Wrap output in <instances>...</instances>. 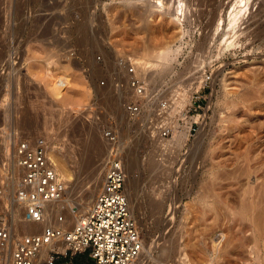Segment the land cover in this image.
Wrapping results in <instances>:
<instances>
[{
	"label": "rangeland",
	"instance_id": "obj_1",
	"mask_svg": "<svg viewBox=\"0 0 264 264\" xmlns=\"http://www.w3.org/2000/svg\"><path fill=\"white\" fill-rule=\"evenodd\" d=\"M141 1L0 0V182L12 173L15 141L42 137L59 175L79 186L70 196L76 210L88 173L102 163V184L116 154L140 230L136 264H264V40L224 45L197 0H185L179 22ZM260 2L250 3L252 14ZM209 31L206 50L197 51ZM165 49L174 53L164 69L135 64L156 62L155 51ZM124 65L134 66L145 91L121 86ZM194 94L201 96L196 110ZM131 101L141 106L133 119L125 112ZM165 102L173 129L163 140L157 128ZM91 135L100 146L88 144ZM91 157L99 159L94 166L86 163ZM17 180L8 179L2 209ZM87 259L78 254L73 264ZM0 264H8L4 250Z\"/></svg>",
	"mask_w": 264,
	"mask_h": 264
},
{
	"label": "built area",
	"instance_id": "obj_2",
	"mask_svg": "<svg viewBox=\"0 0 264 264\" xmlns=\"http://www.w3.org/2000/svg\"><path fill=\"white\" fill-rule=\"evenodd\" d=\"M60 1V0H59ZM97 59H100L98 57ZM125 86L137 93L145 90L144 82L138 79L134 66L124 65ZM104 84V81H101ZM199 95H192L191 107L200 108ZM167 104L162 107L163 119L158 136L166 140L172 133V123L167 120ZM170 105H168V109ZM166 109V111H165ZM141 111L140 103L128 102L125 108L129 119ZM171 113V112H170ZM191 123L189 132L195 130ZM103 136L115 142L110 130H103ZM9 167L19 172L18 186L8 195L2 209L8 178L0 182V250H6L9 264H35V258L45 244L62 242L64 249L54 246L38 264H73L78 254L86 253L88 258L76 264H135L142 249L140 230L130 209L124 192L125 172L122 159L112 155L106 164L101 187L88 210L75 224L65 230L54 224L39 232L22 233L14 229L11 218L18 208L23 209L17 222L40 221L46 207L63 198L66 184L56 172L53 161L47 156L46 143L42 137L18 138L8 155ZM61 213L56 221L64 222Z\"/></svg>",
	"mask_w": 264,
	"mask_h": 264
},
{
	"label": "bare ground",
	"instance_id": "obj_3",
	"mask_svg": "<svg viewBox=\"0 0 264 264\" xmlns=\"http://www.w3.org/2000/svg\"><path fill=\"white\" fill-rule=\"evenodd\" d=\"M165 1L166 0H155V1L152 0V3H148V4H149V7L151 9L152 8L153 9L158 8L159 10L160 9L161 10H165L166 9L167 12H168V10H170L169 12L172 11L170 13V15L172 14L171 15V16H173L172 18L174 20H177L178 22L181 20V17L184 18L186 16L185 14H186V11H187L186 9L188 7L187 6L188 3L186 4L185 3L186 2L185 0H175L174 3H171V5H169L168 7H166L167 6V2H165ZM194 1H196V0H194ZM197 1L199 2V5L201 3L202 5H205L206 6L205 9H207V10H205V12L203 13V15H204L205 18H207V23L206 24H207L208 29H214V31L216 33L217 32H220L223 37L225 36V39H223V41H224L223 44L225 43L224 45H226V46H232L233 45L234 46V44H236V43L237 44H241V43H238V42H236V43L234 42L235 40H240L241 41V39H243V40H245L247 42L248 41H250V42L252 41V44H253V40L254 39H257V41L260 40L259 42H261L262 40H264V0H261L260 4L258 6L259 9L256 12V14L253 13L254 15L251 13L250 7H249L250 3H252L253 0H227V2H225L226 5L224 3V1H226V0H197ZM248 17L249 18H254V20H253L252 24L250 23L251 26L248 29H245V27H241V26H243L242 23H244L246 21V18H248ZM212 32H213V30H212ZM205 33H207V32H205ZM209 33H211V31H209ZM221 34H220V36H221ZM209 35H210V37H209ZM211 35H212V33L211 34H208L207 33L206 35H204V37L202 39V42L199 43V45L197 44V46H198V48H197L198 50L197 51H199V50L200 51H202V50L205 51L206 50L205 48L208 45V41H209V38H211ZM247 44H249V43H247ZM237 46L238 45H236V47ZM226 48H228V47H226ZM256 49H258V48L256 47ZM173 53L174 52H172L170 49L161 50L159 52H156L155 51V58L157 59L156 62H150L148 59L143 60V59H139L138 58V59H136L135 64H137V66H138L139 69L140 68H141V70L144 69V72H145V70L147 72L149 70V68L151 69V68H158V67H160V69L162 70L163 65H164L163 64V61L164 60L168 61V59L171 57V55ZM199 53H201V52H199ZM122 65L123 64H121L120 66L122 67ZM96 70H98V69H96ZM98 71H100V70H98ZM98 71H96V72H98ZM141 75H143V74H141ZM93 135H91V138H90V141L91 142H88V144L89 143L90 144L91 143H94V144H97V147L100 146V142L96 141L95 140L96 137H94L95 135L94 136ZM36 138L37 137H34L33 139H36ZM85 146L87 147V144ZM102 150L99 151V154L101 153L100 155L98 154L99 156H102ZM46 152H47V150H46ZM47 156L49 157L48 152H47ZM105 159H107V157ZM97 160L99 161V159H95V161H94V158L91 157L90 159L87 160L86 163H89L88 165H90V166H94V164L97 162ZM104 161L105 160H103V162ZM54 165H55V169L57 168V170H58L57 164L55 163ZM100 165H102V163H99L98 165L94 166L92 169L90 168L91 171L88 173V180L87 181L85 180L86 181L85 186H83V188H81V189L78 190L79 191V196H78V200H77L78 203L75 206L76 207L75 208L76 210H73L74 209L73 206H72V202L73 201L71 202L70 196H72L75 193V191L78 189L79 186L77 185L75 179L74 180H72L73 178L71 179V177H70L69 174H68L69 176L67 174L66 175L63 174L64 177L65 176H68L69 177L68 179L69 180L70 179L72 180V181L71 180L70 181H67V183L59 175L61 177V179L66 184V190L64 192L63 198L61 200H59V201L51 202L46 207V210L44 212V215H43V217H42V219L40 221L19 222V223H15L14 226L16 224L19 225V227H20L19 229L23 233L39 232L43 228H45L46 226L51 225V224H54V225H56V226H58V227L66 230V227H68V225H69V223H70L71 220H73L74 223H75L82 215L85 214V212L88 210L89 206L91 205L93 199L97 195V193H98V191L100 189V184H101V174H100V172L104 171V166L103 167H100ZM151 166H152L151 168H154L153 164H151ZM157 166H159V165H157ZM57 170H56V172H57ZM64 171H66V170H64ZM163 171H165V170H163ZM124 172H125L124 192H125V194L128 197V200H129V203H130V209H131V211L133 213V207H132V204H131V201H130L131 200V196H130V193H129V190H128V186H127V184H128L127 183V181H128L127 178L128 177H127V171L125 170V167H124ZM15 176H17V179H18L17 180V183H16V187H17L18 186V181H19L20 175H19V172L15 168L12 169V173L9 174V176H6V179L8 178L9 179L8 182L11 183L12 186H14ZM68 179L66 178V180H68ZM214 187L217 188V186H214ZM214 187H212L211 190H212V192L215 193V190H214L215 188ZM14 191H15V189L13 190V192ZM158 201L159 200H157V202L156 201L154 202V206H156V208L159 207L160 204H161ZM203 201H205V199ZM221 202H222V200H221ZM59 203L61 204V206H60ZM63 205L66 206V207L63 208ZM62 209L66 210V211H64ZM18 210H19L20 213L23 212V209L18 208L15 211V215H14V218L15 219H17V217L21 216V215H17L16 212ZM58 213H64L65 214L64 222L59 223V222L56 221V215ZM71 226H73V225H71ZM54 246H58L59 247V250L60 249H62V250L64 249V244L62 242H59V243H56V244L54 242H51V243L45 244V245H43L41 247V249L39 250L38 254L36 255V258H35V262L34 263L35 264H38L39 261H40V259L43 258V257H45V256H47L48 255V251L50 249H52ZM4 251H5L6 261L9 264V259H8V255H7L8 252H6L7 249L6 250L4 249ZM139 256H140V254H139ZM137 260H138V258H137ZM137 260H136V262H137Z\"/></svg>",
	"mask_w": 264,
	"mask_h": 264
}]
</instances>
